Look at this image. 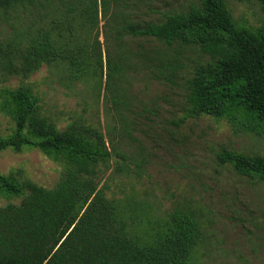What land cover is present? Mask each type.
I'll use <instances>...</instances> for the list:
<instances>
[{
  "label": "trees",
  "instance_id": "trees-1",
  "mask_svg": "<svg viewBox=\"0 0 264 264\" xmlns=\"http://www.w3.org/2000/svg\"><path fill=\"white\" fill-rule=\"evenodd\" d=\"M33 1L0 0V11ZM254 1L264 10V0ZM74 2L63 6L58 21L44 30L0 43L4 79L25 81L46 66L68 85L88 82L100 94V44L96 40L88 45L97 24V0ZM101 5L106 11L108 1L101 0ZM132 34L166 48L196 50L205 58L185 83L189 118L224 120L236 132L264 138V22L250 29L234 21L225 0H195L186 12L166 14L161 22ZM126 68L121 54L106 58L105 98L110 95L118 107ZM0 113L13 122L11 133L0 136V152L33 149L63 167L51 189L21 181L16 172L0 174V197L20 200L0 208V264H191L203 236L194 211L174 210L164 221L154 222L150 233L138 235L128 224L133 217L124 214L115 198H107L106 185L98 190L111 154L97 127L78 118L59 129L23 83L0 90ZM217 163L253 183L264 182V157L223 151ZM116 169L121 172L123 167Z\"/></svg>",
  "mask_w": 264,
  "mask_h": 264
},
{
  "label": "rangeland",
  "instance_id": "rangeland-1",
  "mask_svg": "<svg viewBox=\"0 0 264 264\" xmlns=\"http://www.w3.org/2000/svg\"><path fill=\"white\" fill-rule=\"evenodd\" d=\"M74 1L34 0L0 11V43L44 30L58 21L63 6L71 7ZM107 1L103 11L97 0V24L88 41V45L98 41L104 61L98 96L88 82L68 85L58 71L53 69L52 74L46 66L25 81L4 79L0 73V90L23 83L37 94L44 115L59 129L83 118L100 130L111 157L98 190L106 185L107 198H115L124 214L133 217L128 224L138 235L150 233L154 222L164 221L174 210H192L203 236L191 264H264V182L253 183L229 165L217 163L223 151L264 157V138L236 132L224 120L189 118L185 83L192 68L205 58L196 50L166 48L152 38L132 34L161 22L166 14L186 12L195 0ZM225 1L238 24L250 29L263 24L264 10L256 1ZM120 54L128 68L118 107L110 95L105 98V63L107 57ZM12 129L13 122L0 113V136ZM113 146L125 160L113 153ZM10 172L18 173L21 181L51 189L62 177L63 167L37 150H6L0 152V174ZM19 202L0 197V208Z\"/></svg>",
  "mask_w": 264,
  "mask_h": 264
}]
</instances>
